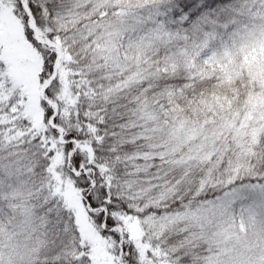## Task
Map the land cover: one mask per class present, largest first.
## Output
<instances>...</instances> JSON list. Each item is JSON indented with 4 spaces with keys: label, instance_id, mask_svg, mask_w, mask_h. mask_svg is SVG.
Segmentation results:
<instances>
[{
    "label": "trees",
    "instance_id": "trees-1",
    "mask_svg": "<svg viewBox=\"0 0 264 264\" xmlns=\"http://www.w3.org/2000/svg\"><path fill=\"white\" fill-rule=\"evenodd\" d=\"M11 2L40 58L42 82L56 53L35 39L20 0ZM26 3L36 26L62 49L65 78L56 75L45 88L57 108L43 100L44 125L35 129L26 117L29 88L15 86L0 51V154L8 162L0 167V263L11 264L2 235L25 216L43 236L32 264H95L52 190L59 146L64 154L71 150L63 172L80 188L93 222L119 226L122 263L210 264L209 237L195 233L189 214L234 188L264 185V0ZM220 8L233 14L229 22L242 34L233 38L237 52L218 59L216 38L225 36L206 13ZM164 20L172 39L156 42L148 29ZM213 27L216 34L203 41ZM246 109L262 116L254 131ZM51 114L63 143L47 122ZM16 174L38 191L32 206L9 193ZM123 218L142 223L144 244L135 245Z\"/></svg>",
    "mask_w": 264,
    "mask_h": 264
},
{
    "label": "rangeland",
    "instance_id": "rangeland-1",
    "mask_svg": "<svg viewBox=\"0 0 264 264\" xmlns=\"http://www.w3.org/2000/svg\"><path fill=\"white\" fill-rule=\"evenodd\" d=\"M20 2L27 14V26L31 29L35 39L45 48H49L56 53L51 75L40 82L37 73L40 58L28 42L24 40L21 24L16 19L11 0H0L1 55L9 65L15 86L29 88L28 97L30 102L26 117L33 128L40 129L44 125L41 102L44 100L49 103L54 112L57 108L54 101L46 98L45 88L56 75H59L62 80L65 78L64 72L59 69L62 49L36 26L29 9H27L26 0H20ZM221 13H224L222 8L215 15L210 11L206 13L215 24V27L220 28L225 36L223 40L219 37L216 38L219 44L215 46L214 53L218 59L230 57L232 53L237 52L239 43L237 45V41L233 38L242 34L241 30L237 32L236 27L232 26V22H229V16L233 14L227 12L228 16H225ZM170 26L171 23L168 20L159 21L157 25L148 29L147 36L152 37L156 42L164 43L169 38L172 39ZM218 29L216 30L218 31ZM216 30L214 27L209 29L210 32L206 38L203 37V41H208L209 36H214ZM244 42L246 43L245 40ZM253 113L254 111L246 109V123L248 124L251 118V126L254 131L255 125L256 127L259 126L258 119L262 116L258 115L257 117V113ZM47 122L57 129L58 136H56V140L59 143L66 141L63 136V128L53 122V114L48 117ZM251 126L249 127L251 128ZM192 135H195V133L193 132L190 137ZM202 136L205 138L206 135L203 134ZM200 142L195 141L192 147H199ZM70 154L71 150L64 154L62 148H59V146L56 148V153L51 162V174L54 183L52 190L54 189L55 192L61 195L67 207L66 209H68L69 215L73 219L79 244L81 247L84 245L86 247V255L91 256L95 264L122 263V239L119 238L121 232L119 226L114 224L106 227L104 223L95 224L89 216L90 206L83 201L80 188H77L63 172V168L69 165ZM4 166L7 168L8 162L4 163V156L0 154L1 169H5ZM74 172L77 173V171ZM16 177L18 182L12 177L11 184H13L14 189L8 190L9 193L13 198L22 200L24 208L29 205L32 206L29 200L34 198L38 191L21 183L19 174H16ZM204 207L203 210L200 209L193 215L192 213L189 215L194 217L193 220L190 217L192 226L199 227V231L195 230V233H200L203 230L204 235L209 237L205 240L210 244L212 250L209 254L210 264H264V185L250 186L246 184V186L234 188L224 192L211 202H207ZM186 215L185 213L182 217ZM123 219L124 227H127L133 233L131 236H133L135 245L144 244L141 241V236L145 231L144 226L141 225L142 223L137 218L131 222L128 218ZM117 220H119V216ZM37 227L38 223H29V218L27 219L24 216L15 224V229L2 235V238L4 237L6 240L4 245L6 263L32 264L43 245V236H38ZM113 234L116 236L113 237ZM115 244L118 247V254L115 250ZM82 252L84 251H80V253Z\"/></svg>",
    "mask_w": 264,
    "mask_h": 264
},
{
    "label": "water",
    "instance_id": "water-1",
    "mask_svg": "<svg viewBox=\"0 0 264 264\" xmlns=\"http://www.w3.org/2000/svg\"><path fill=\"white\" fill-rule=\"evenodd\" d=\"M28 9V8H27Z\"/></svg>",
    "mask_w": 264,
    "mask_h": 264
}]
</instances>
